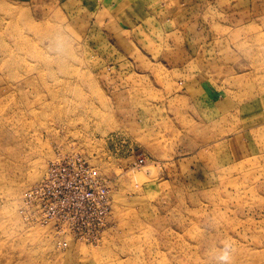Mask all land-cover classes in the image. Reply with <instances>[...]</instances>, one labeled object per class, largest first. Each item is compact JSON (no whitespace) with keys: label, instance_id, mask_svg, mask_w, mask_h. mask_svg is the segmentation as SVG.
I'll return each mask as SVG.
<instances>
[{"label":"rangeland","instance_id":"rangeland-1","mask_svg":"<svg viewBox=\"0 0 264 264\" xmlns=\"http://www.w3.org/2000/svg\"><path fill=\"white\" fill-rule=\"evenodd\" d=\"M221 1L226 26L198 9L184 38L102 0H0V264H213L224 243L232 264H264V0ZM185 49L190 108L171 98ZM75 155L101 171L112 216L97 243L62 249L20 206Z\"/></svg>","mask_w":264,"mask_h":264},{"label":"built area","instance_id":"built-area-1","mask_svg":"<svg viewBox=\"0 0 264 264\" xmlns=\"http://www.w3.org/2000/svg\"><path fill=\"white\" fill-rule=\"evenodd\" d=\"M27 221L49 226L56 244L97 243L110 223L112 195L101 173L79 155L49 161L41 181L21 201Z\"/></svg>","mask_w":264,"mask_h":264},{"label":"crops","instance_id":"crops-1","mask_svg":"<svg viewBox=\"0 0 264 264\" xmlns=\"http://www.w3.org/2000/svg\"><path fill=\"white\" fill-rule=\"evenodd\" d=\"M238 1L239 2H237L235 5V9H237L238 11L244 10L240 8L244 6V4L245 6L247 5V7H250L252 5L250 1L247 4L246 1L242 4H240L241 0ZM104 2L106 3L109 12L115 15V17L119 21H145L148 23H152L153 27L150 30L151 32L147 31L150 35H154V29L156 28L157 23L169 22L171 26V37L183 36L185 38V29H182L181 26H178V23L181 22L183 24V19L186 20V18H191V16L196 13L198 9L203 11L202 17H205V20L207 22L215 21L223 27L226 26L224 23L228 18L226 16L229 13L225 7V4L227 3H224L221 0H212L210 2H208V0H102V3ZM120 3H124L123 8L120 7ZM221 5L223 6V8L221 7ZM139 28L140 27H137V29ZM143 32L140 33L142 34ZM184 51L185 57L182 67H179L177 70L178 72L173 73V77H171V98L172 95H174L173 97H177L175 99H179L181 100V102L183 101L184 106L187 105V107L190 108L193 100V82L191 80V77L185 78V74H181V70L186 68L192 69L195 64L192 63V56L191 54L189 55L188 50L185 49ZM171 68L172 70H175L176 66L174 65ZM201 68H204L203 65H201ZM211 73L215 79L218 78L217 75L219 73L216 69H212ZM176 77L184 78L185 81L183 82L182 80H180L179 83H177L175 79ZM205 85L208 86V84ZM203 89L204 88H202L201 90H196V92H198L200 96L206 99L208 94ZM195 94L197 93L194 92V95ZM213 94L214 93L211 92V95ZM208 100L209 96L206 101ZM71 244L68 247H70Z\"/></svg>","mask_w":264,"mask_h":264},{"label":"clouds","instance_id":"clouds-1","mask_svg":"<svg viewBox=\"0 0 264 264\" xmlns=\"http://www.w3.org/2000/svg\"><path fill=\"white\" fill-rule=\"evenodd\" d=\"M57 43L54 48V53L57 56L63 57L66 52V44L62 39L63 33L57 32ZM210 258L213 264H232L233 259V247L230 243H224L220 247L210 249Z\"/></svg>","mask_w":264,"mask_h":264},{"label":"bare ground","instance_id":"bare-ground-1","mask_svg":"<svg viewBox=\"0 0 264 264\" xmlns=\"http://www.w3.org/2000/svg\"><path fill=\"white\" fill-rule=\"evenodd\" d=\"M45 174V173H44ZM44 176V175H43Z\"/></svg>","mask_w":264,"mask_h":264}]
</instances>
